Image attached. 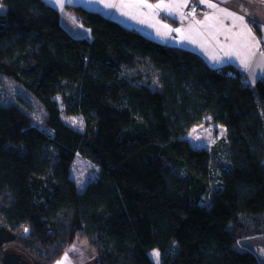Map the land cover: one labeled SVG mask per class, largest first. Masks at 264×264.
<instances>
[{"label": "trees", "instance_id": "trees-1", "mask_svg": "<svg viewBox=\"0 0 264 264\" xmlns=\"http://www.w3.org/2000/svg\"><path fill=\"white\" fill-rule=\"evenodd\" d=\"M0 5V85L18 83L46 113L41 129L0 101V260L15 247L51 264L81 235L93 264H154L152 250L160 264H264L236 246L264 235V77L251 86L235 66L81 6L68 9L84 36L44 0ZM57 95L83 131L62 119ZM206 116L226 130L216 171L184 137ZM77 154L98 167L82 190Z\"/></svg>", "mask_w": 264, "mask_h": 264}, {"label": "crops", "instance_id": "crops-1", "mask_svg": "<svg viewBox=\"0 0 264 264\" xmlns=\"http://www.w3.org/2000/svg\"><path fill=\"white\" fill-rule=\"evenodd\" d=\"M60 11L64 27L75 36H84L86 29L73 16L69 6H81L97 11L131 28L149 34L167 45L181 47L199 54L208 65L220 67L232 65L245 73L247 82L253 86L257 79L264 77V3L253 0H145L147 4L197 2L203 12H189L187 6L177 11L149 9L147 7H124L137 0H44ZM217 8H209L208 3ZM115 7H106L107 4ZM220 9L243 16V21L222 13ZM6 7L0 5V13ZM211 17V19H205ZM200 23H197V22ZM168 25V31L163 28ZM251 29V34L245 30ZM226 53H232L226 55Z\"/></svg>", "mask_w": 264, "mask_h": 264}, {"label": "rangeland", "instance_id": "rangeland-1", "mask_svg": "<svg viewBox=\"0 0 264 264\" xmlns=\"http://www.w3.org/2000/svg\"><path fill=\"white\" fill-rule=\"evenodd\" d=\"M253 1L259 3L258 0ZM132 71L136 72V69ZM2 81L3 83L0 85V101L5 104L15 103L19 105L32 116L36 125L41 129H46L45 109L36 97L11 79L3 78ZM143 81L146 82L145 78ZM56 99L62 119L75 129L83 131V116L79 113L73 114L68 112L60 95H57ZM47 133L49 132L47 131ZM184 137L192 146L196 148H205L211 152V165L213 171L219 170L221 165L226 162L225 158L222 156L224 147L220 144L221 140L225 141L226 139V130L222 125L212 122L210 117L206 116L201 123L190 126ZM214 148L216 149L213 151ZM97 170L98 167L93 162L77 154L70 168V176L75 181L78 189L82 190L89 181L96 178ZM252 220L253 218H249L247 221L249 224H252ZM236 246L240 249L249 248L255 250L258 255L264 257V235L254 236L251 234L249 237L240 240ZM157 251L158 250H152L150 252L154 264H160L159 258L157 260L153 255V253ZM65 253L68 254V260L65 264H93V261L96 259L94 246L88 242L86 237L81 235L77 236L71 244L66 246L61 256L55 259L51 264H57V261L61 260Z\"/></svg>", "mask_w": 264, "mask_h": 264}, {"label": "snow or ice", "instance_id": "snow-or-ice-1", "mask_svg": "<svg viewBox=\"0 0 264 264\" xmlns=\"http://www.w3.org/2000/svg\"><path fill=\"white\" fill-rule=\"evenodd\" d=\"M57 3H60L61 6H62V0H57ZM123 6H124V7H147V8H149V9H154V8H155V9H166V10H168V11L171 12V11H177V10H179L181 7H185V6H187V5H186V3L181 4V3H163V2L158 3V4H155V5H152V4H147V3L145 2V0H137V2H136L135 4H132V5H123ZM106 7L111 8V7H115V5L109 3V4L106 5ZM208 7H209V8H217V5H216L215 3H211V2H209V3H208ZM220 11H221L222 13H225L227 16L233 17V18L236 19V20L243 21V19H244L243 16H236L235 13H233V12H228L226 9H220ZM205 19H206V20H207V19H211V17H205ZM197 23H200V22L198 21ZM163 28L167 29L169 32H170V31H177V32L181 31V29H171V28L168 27V25H163ZM245 30H246L249 34H251V29H248V28L245 26ZM231 54H232V53H226V55H231ZM27 231H28V229H25V232H27ZM153 255H154V256L157 258V260H158L159 255H160L159 252H158V251H157V252H154ZM67 260H68V254L65 253L64 257H62L61 260L57 261V264H65V262H66Z\"/></svg>", "mask_w": 264, "mask_h": 264}, {"label": "water", "instance_id": "water-1", "mask_svg": "<svg viewBox=\"0 0 264 264\" xmlns=\"http://www.w3.org/2000/svg\"><path fill=\"white\" fill-rule=\"evenodd\" d=\"M0 264H33L25 254L15 247L6 248L1 255Z\"/></svg>", "mask_w": 264, "mask_h": 264}, {"label": "built area", "instance_id": "built-area-1", "mask_svg": "<svg viewBox=\"0 0 264 264\" xmlns=\"http://www.w3.org/2000/svg\"><path fill=\"white\" fill-rule=\"evenodd\" d=\"M261 3H264V0H258ZM187 10L189 12H203V8L201 7L200 4H198L197 2H191L188 6H187ZM262 47L264 48V42H262Z\"/></svg>", "mask_w": 264, "mask_h": 264}]
</instances>
